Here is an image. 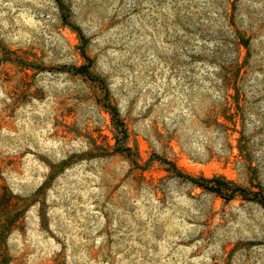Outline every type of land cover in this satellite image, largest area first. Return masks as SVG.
<instances>
[{
  "label": "rangeland",
  "instance_id": "1",
  "mask_svg": "<svg viewBox=\"0 0 264 264\" xmlns=\"http://www.w3.org/2000/svg\"><path fill=\"white\" fill-rule=\"evenodd\" d=\"M6 216V264H264V0H0Z\"/></svg>",
  "mask_w": 264,
  "mask_h": 264
},
{
  "label": "trees",
  "instance_id": "2",
  "mask_svg": "<svg viewBox=\"0 0 264 264\" xmlns=\"http://www.w3.org/2000/svg\"><path fill=\"white\" fill-rule=\"evenodd\" d=\"M191 180L194 181L195 183H197L198 185L200 186H203V187H207V188H210L212 189L213 191H218L220 192V187L221 186L219 183L214 186V185H207L206 183V179L204 178H201V179H197V178H193L191 177ZM7 218V216H6ZM9 218V217H8ZM8 218L7 219H4L1 223H0V244L2 242V240L4 239V235H5V231H6V228H7V223H8ZM3 245H0V252L3 251V248H2ZM0 264H6L5 263V260H1L0 261Z\"/></svg>",
  "mask_w": 264,
  "mask_h": 264
}]
</instances>
